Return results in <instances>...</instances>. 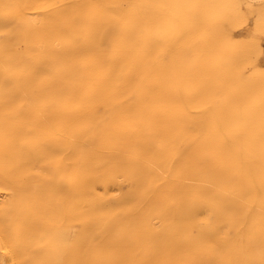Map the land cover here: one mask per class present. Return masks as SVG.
Instances as JSON below:
<instances>
[{
	"label": "bare ground",
	"instance_id": "bare-ground-1",
	"mask_svg": "<svg viewBox=\"0 0 264 264\" xmlns=\"http://www.w3.org/2000/svg\"><path fill=\"white\" fill-rule=\"evenodd\" d=\"M91 1L93 3L88 9L85 7L84 0H76L75 7L68 11L70 14H66L67 25L65 26L63 22L56 25V14L49 15L50 18L43 20H36L30 16L27 9L38 3L35 0H0V25L15 23L18 39L24 42L27 50L34 52L37 58L39 52L35 45L38 41L47 40L49 42L52 35H57V33H61L65 37L68 30L77 27L82 32L81 36L74 38L79 42L77 45L79 48H72L71 43L69 44L70 38L66 39L67 46L64 52L62 51L56 60L51 58L52 60L45 59L43 62L42 67L48 74L44 75L46 76L44 90V99L46 100L41 105L44 108V115L38 120H32L34 110L30 109H21L15 118H6L0 114V184L14 186L18 192L17 196L1 200L0 203V259L8 260V264H126L132 248L137 245V243L135 246L133 244L143 236L142 231V235L135 231L137 225L145 224L146 217L152 212H157L163 220H169L175 215L178 216V219H171L175 220L174 223V220L172 221L171 229H159V231L170 230L169 232L147 236L148 249L160 250L165 261L176 263L178 261H175V258L187 253L190 249V237L185 234L188 217L204 205L210 210L216 211L227 224H232L237 230H241L238 237L234 238L236 240L230 239L231 235H224L226 232L221 234L219 241L225 244L224 249H226V259L223 261L227 260L229 264H264V210H250L248 208L250 204L246 207L242 204L243 201L240 202L237 199L236 195L231 196L220 189L214 190L204 185H197L191 187L192 191L190 192V190H186L190 186L176 181L177 179L171 180L166 189L164 187V190L161 189L162 191L159 192L157 201L159 207H156V204L149 208L144 212L142 218L133 217L134 207L143 194V189L145 187L149 189L150 184L155 182L152 181L153 175L148 171L149 166L142 163L143 161L139 158L136 160L141 161L140 163H133V159L131 160L127 155L125 157L123 153V156L121 154L112 156L99 152V149V151L95 150V145L90 140V122L86 121V113L81 111L82 105H79V100H83L82 96L90 99L91 103L96 100L107 103L120 98L122 110H120L119 117L115 116L117 120L112 123L111 130L104 134L105 139L111 138L112 140H106L107 142L121 144V146L126 144L127 146L131 138L133 140V137L143 136L146 146L152 147V139L155 135L168 134L170 137L166 136L170 139L159 146L156 156L164 170L167 168L176 170L177 173L182 171L185 174L188 171H193L197 176L213 181L219 187L238 189L244 197L253 203L262 205L264 202V4L258 3L252 7L239 6L236 12L234 7L238 3L237 0H187V6L182 11L186 9L190 11V23L187 21L188 16L185 15L183 18L187 21L186 23L176 21L173 17L165 22L164 20L168 19L167 11H170L169 9L160 17L152 16L154 20H152L153 23H150L147 11L151 9L145 0H137L132 6L133 16L124 21L122 25L123 42L116 45L118 51H114L106 50L100 46L103 42L101 40L110 41L111 37H108L107 30L105 33L103 31L92 36L88 33L91 27L97 28L106 22L107 12L114 6L109 3V0ZM171 2L175 3L176 1L171 0ZM227 19L231 23H228ZM66 20L63 19V21ZM203 20L206 21L202 22ZM140 23L145 24L148 28L147 34L141 39L137 34V27L141 26ZM199 27H204V29L198 30ZM191 40L195 41L196 56L190 57L186 54L187 52L184 53L180 49L175 52L172 62L167 63L168 65L165 62L166 66L162 67L156 75L149 72L154 76L145 81L146 87L140 89L138 86L141 103L132 104L131 101L129 102L127 98L123 97L122 91L117 89L116 82L137 87L136 83L142 71L139 62L148 53L158 47H177L182 42ZM59 43L61 42L59 41ZM75 50L81 51V57L77 55L79 58L76 60L73 56ZM6 51L8 53L9 49ZM15 54L14 51H10L7 57H13ZM16 57H18L17 54ZM146 63L148 62L146 61ZM246 63L253 65L251 72L242 70ZM95 65L99 66L97 71L103 78L101 84L91 88L85 87V90L80 87L78 90L75 87L77 90L74 94L70 92V89L68 91L65 88V84L61 85V81H67L65 78L72 74V71H79L83 75V72H91ZM33 66L35 67L34 64ZM156 67H158L157 64ZM18 68L21 71L28 70L29 72L27 66L22 62ZM32 71H35L34 68ZM146 74L149 76L148 72ZM29 76L26 77L29 78ZM30 77L32 79V76ZM8 80L6 83H9ZM81 83L78 82V85L81 86ZM142 87L144 86L142 85ZM216 89L226 90L222 106H218L219 104L212 106L213 94L217 93ZM33 92L31 91V94ZM28 103L26 104L28 105ZM193 103L196 104V108L197 104H203V106L206 104L210 108L197 116L193 114L192 116L189 110L192 108L190 104ZM12 105V102L0 99V111L12 107ZM202 109L200 110L202 111ZM138 117L144 126H136V129L130 131L132 125L130 123L135 119H138L139 122ZM119 118L128 122L122 123ZM201 122L206 131L202 138H197L192 134L195 132L193 127ZM98 124L95 126L97 127ZM182 129L189 133V139L194 137L191 140H194L191 147L189 142V148L187 147L186 151L182 150L179 145L180 132L184 133ZM215 138H217V145L212 150V162H209V158L206 159L209 157L207 150ZM104 145L108 146L110 150L112 149L107 143ZM128 148L124 151H127ZM115 150L119 151L117 148ZM5 151L10 152V156L5 157ZM120 152L122 151L117 153ZM174 154L182 155L183 158L179 159L185 161L183 168L178 167L181 165L180 163H178L180 165L177 164L178 166L173 163L172 156ZM45 155L52 157L55 169H50L52 171L49 172L50 170L44 166L49 174L43 183L37 184L38 179L36 183L33 182L27 170L29 171L33 159L34 161L36 158L41 160L40 158ZM142 156L140 155L141 159ZM79 157H84L85 161L89 162L88 164L92 162L93 165L91 163L88 168L81 169ZM153 160L155 161V159ZM180 162L182 163V160ZM40 164L42 165V163ZM212 165H215V168L211 169ZM159 169L161 171L162 167ZM109 171L114 175L117 172H124L125 175L128 173L130 190L128 189L129 191L122 194L121 199L117 201L116 205L114 204L115 206H112L113 208L103 210L102 204L106 202L104 201L105 194L100 195L101 191L99 194L97 192L99 190L96 189L99 183H107L106 178ZM151 171H154V168ZM155 171L158 172V169ZM41 173L43 174V172ZM110 175L109 178L112 176ZM165 177L163 180L166 181L168 176ZM187 178L189 179V177ZM8 186L3 187L7 188ZM158 186L157 188H159ZM104 187L107 188V186ZM10 189L12 192L13 189ZM148 192H144V194L146 195ZM153 194L155 195V193ZM151 196L153 197L152 194ZM180 199L182 206L178 207L176 202ZM102 217H105L104 221ZM125 219H129V225L127 223L126 225L120 224ZM4 220L8 221L7 226L3 225ZM79 220L84 222L82 230H78L75 226ZM109 225H117L119 231L105 230ZM138 229L140 228L138 227ZM253 230H257V236L261 239L260 245L248 240V237L254 232ZM204 232L198 231L201 234ZM201 234L197 235L201 236ZM212 240L211 238L209 241ZM199 247L197 248L199 249ZM138 250L134 249V251ZM29 251L32 253L28 254ZM203 251L205 253V250Z\"/></svg>",
	"mask_w": 264,
	"mask_h": 264
},
{
	"label": "rangeland",
	"instance_id": "rangeland-1",
	"mask_svg": "<svg viewBox=\"0 0 264 264\" xmlns=\"http://www.w3.org/2000/svg\"><path fill=\"white\" fill-rule=\"evenodd\" d=\"M36 1V5L34 4V6L32 7H29L27 9L28 11V14L30 16H32L33 18H35L36 20H43V19H46V18H50L51 16L49 15H54L56 14L57 16L55 17V20H56V25H60L61 22L64 23V25L66 26L67 25V20H66V14H70L68 13V11H70L71 8H74L75 6V3H76V0H35ZM110 4L112 6H114V8H111L110 10H108L107 12V17H106V22L103 23L100 27H97V28H93L91 27L89 30H88V33L89 35H94V34H100L102 33H105L106 30L109 34V38H110V41H104V40H101V44L100 46L106 50H114V51H118V46L116 45H120L122 42H123V39H122V31H123V24H124V21H126L127 19L131 18L133 16V11H132V6L133 4L137 1V0H109ZM176 2L173 3L171 2V0H145L146 4L149 6V8L151 9L150 11H147V18H148V21L150 23H153L152 20L153 17L157 16V17H160L162 15H164V12H166L167 9H169L170 11H167V17L168 19L167 20H164L165 22H167L170 18L173 17L174 20L176 21H184V23H186L188 21V23H190V11H187L184 10L182 11L186 6H187V0H175ZM238 3H236L235 7H234V10L237 12L238 9H239V6H254L255 4H258V3H262L264 4V0H257V1H254V0H237ZM85 2V7H87L89 9V7L91 6V4L93 3V1L91 0H84ZM248 2V3H247ZM108 3V5H109ZM241 3V4H240ZM107 4V3H106ZM237 6V7H236ZM117 8V9H116ZM119 8V9H118ZM129 9V10H128ZM161 9H164V10H161ZM115 10V11H114ZM125 10H127L128 12H126ZM35 11V12H34ZM75 11V10H73ZM66 12V13H65ZM122 12V13H121ZM31 13V14H30ZM50 13V14H49ZM121 13V14H120ZM36 15V16H35ZM40 15V16H39ZM43 15V16H42ZM63 15V17H62ZM114 15V16H113ZM183 15L185 16H188V19L187 21L183 18ZM42 16V17H41ZM46 16V17H45ZM153 16V17H152ZM39 17V18H38ZM63 19H65L66 21H63ZM118 21V22H117ZM146 21V20H145ZM206 20H203L202 22H205ZM228 23H231V21L229 19H227ZM112 22V23H111ZM114 22V23H113ZM116 24V25H115ZM139 25L141 26H138L139 27V30H138V27H137V34H138V38H143L147 32H148V28L145 24H142L140 23ZM110 26V27H109ZM109 27V28H108ZM114 27V29L112 30V28ZM117 27V28H116ZM108 28V29H107ZM144 28V29H143ZM119 29V30H118ZM204 29V27H199L198 30H202ZM116 30V31H115ZM121 30V31H120ZM90 31V32H89ZM113 31V32H112ZM77 32V33H76ZM115 32V33H114ZM120 35H119V33ZM59 35V36H58ZM82 35V32L81 30H79V28H73L71 30H68V32L66 33V36L63 37V34L61 33H57V35H52L51 39L49 40V42L47 40H40L36 43L35 47L37 49V51L39 52V57L37 58L35 53L34 52H30L27 50L26 48V44L22 41H20L18 39V30H17V25L15 23H11L9 25H0V99L3 100V101H6V102H12L13 105L12 107H8V108H4L3 110L0 111V114L3 116V117H6V118H15L18 116L19 114V111L22 109V110H34L33 112V116L31 117L32 120H38L40 119L43 115H44V108L41 106L43 105L44 101L46 99H44V90H45V86H46V76L44 75H48L46 74V70L44 69V67H42L43 65V62L45 61V59H57L59 57V55L62 53V51L64 52L65 50V47L67 46V43H66V39H69V44L71 43V46L72 48H79V46H77L79 44V42H77L74 38L77 37V36H81ZM113 35V36H112ZM9 36V37H8ZM119 36V37H117ZM117 37V38H116ZM53 38V39H52ZM12 39V40H11ZM60 39V40H59ZM119 39H120V42H119ZM122 39V40H121ZM75 40V41H74ZM114 40V41H113ZM118 40V41H117ZM51 41V42H50ZM59 41L61 43H59ZM117 41V43H116ZM16 42V43H15ZM65 42V43H64ZM75 42V43H74ZM109 46H108V44ZM119 42V44H118ZM195 41L191 40V41H184L182 42L179 46L177 47H168V46H164V47H158L156 48L155 50H153L152 52L148 53L147 55H145L143 57V59L140 60L139 62V66L142 68V71L138 77V82L136 83L137 84V87L136 85H129V84H122L120 82H116V87L118 90L122 91V95L124 98H127V100H129V102L131 101L132 104H139L141 103L142 100L139 101V99H141V93H140V89L141 88H145V81H147L148 79H150L151 77H153L154 75H156L158 73V71L161 70L162 67L166 66V64H170L173 60V56L175 54V52H178L180 51V49L182 51H184V53H186L188 56L192 57V56H196L195 53H196V49H195ZM38 43H41L38 45ZM74 43V44H73ZM103 43H106V44H103ZM112 43V44H111ZM116 43V44H115ZM60 44V45H58ZM66 44V45H65ZM183 44V45H182ZM194 44V45H193ZM21 45H23L21 47ZM64 45V46H63ZM74 45V46H73ZM193 45V46H192ZM7 46V47H6ZM15 46V47H13ZM43 48H42V47ZM77 46V47H76ZM105 46V47H104ZM113 46V47H112ZM6 48V49H5ZM11 48V49H10ZM49 48V49H47ZM61 48V49H60ZM7 49H9L8 53L10 51H14V54L16 53L18 57H16V54L15 56L13 57H7ZM52 49V50H51ZM43 51L46 50L44 53L43 52H40V51ZM51 50V51H50ZM50 51V52H49ZM5 52H6V55H5ZM22 53V54H21ZM153 53V54H152ZM157 53V54H156ZM46 54V55H44ZM156 54V56H155ZM3 55V56H2ZM5 55V56H4ZM25 55H27L25 57ZM50 55V56H48ZM81 57V51L80 50H75V53L73 54V57L75 60L77 58ZM198 55V54H197ZM25 58H24V57ZM150 56V57H148ZM3 57V58H2ZM15 58V59H14ZM22 58V59H21ZM155 58V59H154ZM27 59V60H26ZM35 59V60H34ZM51 59V60H52ZM149 59V60H148ZM170 59V60H169ZM4 60V61H3ZM33 60V61H32ZM40 62H39V61ZM3 61V62H2ZM18 61V62H17ZM146 61L148 63H146ZM164 61V62H163ZM171 61V62H170ZM2 62V63H1ZM20 62H22L25 66H27V68L29 69V73L28 70H24V71H21L18 67H19V64ZM166 62V64H165ZM7 63V64H6ZM143 63V64H142ZM164 63V64H163ZM4 64V65H3ZM33 64L35 65V67L33 66ZM39 66H38V65ZM156 64L158 67H156ZM167 64V65H168ZM6 65V67H5ZM32 65V66H31ZM150 65V66H149ZM29 66V67H28ZM146 66V67H145ZM149 66V67H148ZM154 66V67H153ZM40 67V68H39ZM98 65H95L94 66V69L91 70V72H83V75H81L82 73H80L79 71H72L67 78H65L67 81L65 80H62L61 81V85L65 84V88L69 91L70 89V92L71 93H75L76 90L80 87V89H83L85 90L84 88H91L93 86H97L99 84H101L102 82V75L98 73L97 69H98ZM3 68V69H2ZM8 68V69H7ZM14 68V69H12ZM34 68L35 71H32V69ZM158 68V69H157ZM3 70V71H2ZM19 70V73H17ZM242 70L244 72H251L253 70V65L250 64V63H246L243 67H242ZM9 71V72H8ZM11 72V73H10ZM30 76H32V79L31 77L28 75V73ZM45 72V73H44ZM76 72V73H75ZM148 72V75L147 76V73ZM154 75H150L151 73ZM35 73V74H34ZM78 73V74H77ZM144 73H145V77H144ZM34 74V76H33ZM43 74V75H42ZM74 74V75H73ZM80 74V75H79ZM9 75V76H8ZM37 75V76H36ZM26 76H29L26 77ZM44 76V77H43ZM72 76V77H71ZM79 76V77H78ZM81 76V77H80ZM84 76V77H83ZM7 77V78H6ZM21 77H23V79H21ZM43 77V78H42ZM97 77V78H96ZM142 77V78H141ZM20 78V79H19ZM34 78V79H33ZM72 78V79H71ZM82 78V79H80ZM85 78V79H84ZM8 80L9 83H6ZM43 79V80H42ZM142 79V80H140ZM5 80V81H4ZM19 83L16 82V81ZM78 80V81H77ZM80 80V81H79ZM144 80V82H143ZM38 81V82H37ZM42 81V82H41ZM85 81V83H83ZM140 81V82H139ZM65 82V83H64ZM78 82H82L81 86L78 85ZM33 83V84H31ZM44 83V84H43ZM141 85H140V84ZM17 84V85H16ZM31 84V85H30ZM41 85V86H40ZM60 85V84H59ZM68 85V86H67ZM142 85L144 87H142ZM63 86V87H64ZM83 86V87H82ZM140 89H139V87ZM77 87V89L75 88ZM136 87V88H135ZM22 88V89H21ZM74 88V90H73ZM78 89V90H80ZM24 91V92H23ZM31 91L33 92L31 94ZM131 91V92H130ZM214 92V97L212 98L213 102H212V106L213 105H218V106H222L224 101L225 100V97H226V90L224 89H216ZM40 93V94H39ZM130 93V94H129ZM221 93V94H220ZM28 94V95H27ZM35 94V95H34ZM218 94V95H217ZM30 95V96H29ZM129 95V96H128ZM212 95V96H213ZM221 95V96H220ZM225 95V96H224ZM224 96V97H223ZM43 97V98H42ZM129 97V98H128ZM131 97V99H130ZM79 100V105L81 106V111L83 113H86V118L88 122H90V130H89V133H90V140L92 142V144H94V149L98 150L99 152H102L104 154H110V155H119L121 154V156H123V154L127 155V157L132 160L133 159V163H140L141 161H137L136 159H140L142 160L143 162L142 163H145L149 166L148 168V171L150 174L153 175L152 177V181L154 183H151V187L148 189V187H145V189H143L142 193L141 194V197L140 199L138 200V202L136 203L135 207H134V210H133V213H132V216L133 217H136V218H142L144 212L146 210H148L149 208H152L154 206H157L156 207H159V202H157L159 199V195L162 190L166 189V187L168 186V184H170L169 181H173V180H176V181H179V182H182L188 186H190V188L186 189L187 191L190 190V192L192 191V188L194 186H197V185H204V186H207L208 188H211V189H220L221 191H223L224 193L226 194H229L231 196H235L237 197V199L242 202V204H244L246 207L247 205L248 208L250 210H264V202L263 204H256V203H253L252 201H250V199L244 197L238 189H224L222 187H219L216 183H214L213 181H210V180H206L202 177H199L197 176L193 171L190 172L188 171L187 174H185V172H182V171H179L177 173L176 170H171V169H167L164 170L163 166L159 163L158 158L156 157L157 156V152H158V148L159 146H161L162 144H165L170 138V136L168 134H158L159 136H154V138L152 139V142H153V146L152 147H147L146 146V140L143 136H137V137H133V140L130 139V143H128V147L126 146V144H123L122 147L121 144L118 145V144H110V142H107V141H112L111 138L108 140V138L105 139V133L110 131L111 128L113 127L112 123L117 120L116 117H119V113H120V110H122V106L121 105V102H120V98L118 99H115L113 101H110V102H101V100H96L95 102H92L90 101V99H88L86 96H82ZM216 98L217 101H216ZM40 99V100H39ZM134 99V100H133ZM220 100H222L220 102ZM26 101V102H25ZM29 103H28V102ZM81 101V103H80ZM33 102V103H32ZM120 102V103H119ZM139 102V103H138ZM216 102V103H214ZM28 103V105L26 104ZM85 103H89V104H85ZM92 105V107H91ZM194 105V106H193ZM201 105V104H200ZM199 104H197V108H196V104H190V115H194V116H197L198 114L202 113V112H205L208 110V108H210L208 105L206 106V104H204L205 106H203V104L200 106ZM215 105V106H216ZM199 106V107H198ZM203 106V107H202ZM99 107V108H98ZM112 107V108H111ZM84 108V109H83ZM89 108V109H88ZM92 110H91V109ZM110 108V109H109ZM198 108H203L202 111ZM88 109V110H87ZM97 109V110H96ZM99 109V110H98ZM102 109V110H101ZM112 109V110H111ZM88 112H87V111ZM107 110V111H106ZM112 112H111V111ZM197 110V111H196ZM15 111V113H12V112ZM101 111V112H100ZM103 111V113H102ZM105 111V112H104ZM199 111V113H198ZM10 112V113H9ZM98 112V113H97ZM194 112V113H192ZM196 112V113H195ZM5 113V114H3ZM118 113V114H117ZM37 114V115H36ZM96 114V115H94ZM101 114V115H100ZM11 115V116H10ZM112 115V116H111ZM192 115V116H193ZM100 116V118H99ZM106 116V117H105ZM104 120L102 122V119ZM105 117V118H104ZM113 118V119H112ZM122 119L124 117H121ZM121 118L120 119V122H121ZM139 118V122H138V119H135L134 121H132L130 124L131 125V130L130 131H133L134 129H136V126L139 127V125L144 126L143 123H140L141 122V119L140 117ZM101 122H98L100 121ZM99 123L97 125V127L95 126L97 123ZM125 122L127 123L128 121H123L122 120V123ZM136 123V125H135ZM105 124V125H104ZM110 124V125H109ZM197 125V126H196ZM194 127H193V131L195 130V132L198 134H196L195 132H192L193 135H195L197 138H202L206 129L204 127V125L201 123H198L196 124ZM202 125V126H200ZM111 126V127H110ZM134 126V127H132ZM199 126V127H198ZM107 127H110V128H107ZM203 127V128H202ZM107 128V130H105ZM198 128V129H197ZM183 130V129H182ZM92 131V132H91ZM94 132V133H93ZM184 133L180 132V138H179V145H180V148L184 151L188 150L187 147L189 145V142H190V147L193 143L192 138L194 137H190L189 139V133H186L184 130H183ZM184 134H187L184 136ZM191 134V133H190ZM104 135V136H103ZM165 135V136H164ZM168 135V136H166ZM103 136V137H102ZM162 136V137H161ZM95 137V138H94ZM140 137V138H139ZM168 137V138H167ZM186 137V138H185ZM162 138V139H161ZM167 138V139H166ZM93 139V140H92ZM103 139H105L104 141H102ZM157 139V140H156ZM101 140V141H100ZM107 140V141H106ZM159 140V141H158ZM99 141V142H98ZM216 141H217V138H215L212 143L209 145L210 148H208L207 150V155L209 157H206L209 158V162H212V150H214L215 146L217 145L216 144ZM98 142V143H97ZM106 144L109 145V147H111L112 149L110 150V148H108V146L104 145L103 144ZM160 142V143H159ZM183 144H182V143ZM109 143V144H108ZM158 144V145H157ZM98 145V146H97ZM103 145V147H102ZM183 145V147H182ZM98 148H97V147ZM121 146V148H120ZM119 147V148H118ZM107 150H106V149ZM115 148L119 149V151H122L120 153H117L119 152L118 150H115ZM127 149V151L124 149ZM189 148V147H188ZM103 149V150H102ZM131 151H130V150ZM136 149V150H135ZM140 150V153L138 154V151ZM147 150V152H146ZM157 150V151H156ZM145 151V152H144ZM150 151V152H149ZM115 152V153H114ZM125 152V153H124ZM154 152V153H153ZM5 157H8L10 156V152H7L5 151ZM123 153V154H122ZM130 153V154H129ZM8 155V156H7ZM117 155V156H118ZM140 155H143L142 157L143 158H146V159H141L140 158ZM46 156V157H45ZM45 159L44 157H41L39 160H37V158L33 159V162H31V167L29 166V171L27 170L28 172V175L30 173V179L36 183V180H37V184H41L43 183L44 180H46V177L47 175L49 174L48 173V170L52 169L54 170L55 169V163L52 159L51 156H48V155H45ZM137 156V157H136ZM152 156V157H151ZM178 156H181V157H178ZM150 157V158H149ZM152 158V160H150ZM157 158V159H156ZM179 158H183L181 154H174L172 156V161L173 163H176V166H178L179 168H183L184 165H185V161L184 159H179ZM44 159V160H42ZM149 159V160H148ZM155 159V161L153 160ZM79 160V166L81 169H86L89 167V165L92 163L90 162V164H88L86 161H85V158L84 157H79L78 158ZM180 160H182V163L180 162ZM42 161V162H41ZM50 161V162H49ZM145 161V162H144ZM148 161V162H147ZM157 161V162H156ZM177 161V162H175ZM42 163V165L40 164ZM87 163V164H86ZM180 163V164H178ZM184 163V164H183ZM153 164V165H152ZM156 164V165H154ZM178 164V165H177ZM34 165V166H33ZM41 165V166H39ZM54 165V166H53ZM93 165V163H92ZM48 169H46L45 167ZM157 166V167H156ZM39 169H38V168ZM53 167V168H52ZM83 167V168H82ZM161 171L159 168H161ZM34 168V169H33ZM36 168V169H35ZM43 168V169H41ZM45 168V169H44ZM154 168V171H151L152 169ZM212 168H215V165H212L211 166V169ZM33 169V170H32ZM158 169V172L155 171ZM46 170V171H44ZM52 170H50L49 172H51ZM37 171V172H36ZM162 171H166V172H163ZM43 172V174L41 173ZM46 172V173H45ZM154 172H155V175H154ZM171 172V173H169ZM109 174H111L110 178H109V174H107V183L105 182L104 184L103 183H99L97 185V189L96 190H99L97 191L99 194H100V191H101V194L100 195H104V201H106L104 204H102V208L104 206V209L103 210H109L110 208H113L112 206H115L117 201L119 199H121V197L123 196L122 194H125L126 191H129L130 189V179H129V175L128 173H126V175L128 176L127 178L125 177V173H119L117 172L115 175L112 173V172H108ZM119 173V174H118ZM176 173V174H174ZM171 174V175H170ZM174 174V175H172ZM181 174V175H179ZM36 175V176H35ZM38 175V176H37ZM187 175V176H185ZM43 176V177H42ZM117 178H116V177ZM164 176H168L166 181L165 179L163 180ZM174 176V177H173ZM33 177H36L35 179H32ZM39 177V178H37ZM120 177H123L122 179ZM165 177V178H166ZM176 177V178H175ZM179 177V178H178ZM184 178V179H181V178ZM189 177V179H191V181H189V179L187 178ZM195 177V178H193ZM114 182H113V180ZM125 178V179H124ZM162 178V179H161ZM173 178V179H172ZM110 179V180H109ZM117 179H119L117 181ZM128 182H127V180ZM160 179H161V183H160ZM35 180V181H34ZM41 180V181H40ZM159 180V181H157ZM168 180V181H167ZM184 180V182H183ZM112 183H110V182ZM123 181V182H122ZM126 181V182H124ZM151 181V182H152ZM157 182V183H156ZM169 182V183H168ZM114 183V184H113ZM118 183V184H116ZM124 183V184H123ZM158 183H159V186H158ZM102 184V185H101ZM107 184V185H105ZM116 184V185H115ZM129 184V185H128ZM154 184V185H152ZM157 184V186L159 188H157V186H155ZM166 186H165V185ZM193 184V185H191ZM2 184H0L1 186ZM107 186V188H105L104 186ZM121 185V188H119ZM162 185V187H161ZM3 186H8V185H5L3 184L2 187H0V203L4 200V199H8V198H12V197H15L17 196L18 192H17V188L14 186H8L7 188L3 187ZM116 186V187H115ZM118 186V187H117ZM153 187V188H152ZM155 187V188H154ZM165 187V188H164ZM192 187V188H191ZM9 188V189H8ZM12 188V192H11V189ZM105 188V189H104ZM152 188V189H151ZM164 188V189H163ZM2 189V190H1ZM8 189V190H6ZM129 189V190H128ZM162 189V190H161ZM4 190H6L4 192ZM119 190V191H118ZM148 190H150V192H148ZM154 190V191H153ZM105 191V192H104ZM110 191V192H109ZM109 192V194H108ZM125 192V193H124ZM144 192H148L146 193V195L144 194ZM152 192V193H151ZM4 195H3V194ZM9 193V194H8ZM17 193V194H16ZM103 193V194H102ZM107 193V194H106ZM155 193V195L153 194ZM13 196H12V195ZM151 194L153 195V197L151 196ZM233 194V195H232ZM9 197H8V196ZM107 195V196H106ZM110 195V196H109ZM150 195V196H149ZM146 196V198H144ZM3 197V199H2ZM149 197V199H148ZM155 197V198H154ZM118 198V199H117ZM147 199V200H144V199ZM151 198V199H150ZM154 198V199H153ZM116 199V201H115ZM2 200V201H1ZM150 200V201H149ZM108 201V202H107ZM144 203H141L143 202ZM150 203H148V202ZM153 204H152V203ZM155 202V204H154ZM157 202V203H156ZM181 202V203H180ZM144 206L141 205V204ZM111 204V205H110ZM115 204V205H114ZM150 204V205H149ZM253 204V205H252ZM176 205L178 207H181L182 206V200L180 199V201L178 200L176 202ZM107 206V207H106ZM147 206V207H146ZM263 206V207H262ZM259 207V208H258ZM139 208V209H138ZM138 210V211H136ZM143 211V212H142ZM199 211V212H198ZM136 212V214H135ZM142 213V215H141ZM195 214V215H194ZM194 214H190V216L188 217V226H187V230H185V234H187L188 237H190V249L187 253H183L179 256H177L175 258V261H178L180 262L181 264H229L228 261H223L226 259V249H224V245L223 243H221L219 241L220 239V236H222L221 234H223L224 232V235H227V236H230L229 238L230 239H233V240H236L234 238H237L238 235L240 234L239 231L241 230H237L236 227H234V225L232 224H227L223 218L214 210H210L209 208H207L206 206L202 205L200 206V208H198L197 211L194 212ZM137 215V216H136ZM176 217V218H175ZM175 217H171L174 218V219H178V216L175 215ZM195 217V218H194ZM220 217V218H219ZM103 221L105 219V217H102ZM163 220L161 219V216L157 213V212H152L150 213L147 217H146V220H145V224L143 225H137L140 229H138V227H136V232L137 234L139 235H142L143 233V236L140 238V240H138L137 242H135L133 245L135 246L136 243L137 245L135 247H138L140 248L139 250L137 248H132V251H134V249L138 250V251H134L132 253L131 251V255L128 257L127 259V262L126 264H171V263H174V264H177L178 262H170V261H165L162 256L163 254L160 252V250H157V249H153V250H149L148 248V244H149V240L146 238L147 236H155L161 232H169L170 230H161L159 231L160 228H166V229H171L173 227V223L175 222V220ZM151 220H152V223H151ZM163 220V221H162ZM6 221V222H5ZM125 221V222H124ZM173 221V223H172ZM7 220H4L3 221V225L4 226H7L8 223ZM123 222V224H122ZM148 222V223H147ZM163 222V223H162ZM129 225V219H125V220H122L120 222L121 225ZM147 223V224H146ZM168 223V224H167ZM171 223V224H169ZM208 223H210L208 225ZM215 223V224H213ZM218 223V225H217ZM149 224V225H148ZM190 224V225H189ZM211 224H213V226H211ZM81 225V226H80ZM149 227H148V226ZM168 225V227H167ZM215 225V226H214ZM76 228L78 230H82L83 227H84V222L81 220L77 221V224L75 225ZM80 226V227H79ZM151 226H154L151 228ZM170 226V227H169ZM196 226V227H195ZM111 227V228H110ZM116 229H115V228ZM143 227V228H142ZM209 227V228H208ZM212 227V228H211ZM108 228V229H107ZM107 228L105 230H110V231H113L115 232V230L118 229V226L115 225H109V227L107 226ZM145 228V229H144ZM156 228V229H155ZM207 230H206V229ZM149 229V230H148ZM220 229V230H219ZM138 230V231H137ZM140 230V231H139ZM119 230H117L118 232ZM142 231V233H141ZM145 231V232H144ZM159 231V232H158ZM199 232H204V233H198ZM254 232L252 233V235L250 237H248V240L249 241H252V242H257L258 245H260L261 243V239L257 236V230H253ZM140 232V233H139ZM145 233V235H144ZM190 233V234H189ZM201 234V236H198V235ZM205 234V235H204ZM206 235H207V238H206ZM199 237V239H197ZM256 237V238H255ZM211 238L213 239L211 242L209 240H211ZM196 239V240H195ZM206 239H209V240H206ZM256 239V241H255ZM201 240V241H200ZM218 240V241H216ZM140 241V242H139ZM207 241H209L207 243ZM144 242V243H143ZM206 243V244H204ZM140 244V245H139ZM200 245H202L201 247H199ZM140 246V247H139ZM222 246V247H221ZM199 247V249L197 248ZM203 248V249H202ZM205 250V253H203ZM210 250V251H208ZM198 251V253H197ZM32 252L29 251L28 254H31ZM213 253V254H212ZM135 254V255H133ZM210 254V255H209ZM140 255V256H139ZM137 256V257H135ZM139 257V258H138ZM224 258V259H223ZM131 259V261H130ZM148 261V262H147ZM7 262V263H6ZM0 264H8V260L6 261H2L0 259ZM10 264V263H9Z\"/></svg>",
	"mask_w": 264,
	"mask_h": 264
}]
</instances>
